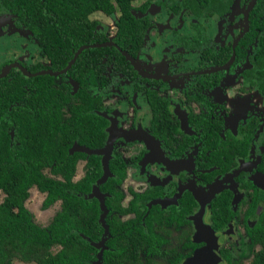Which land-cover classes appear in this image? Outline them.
Instances as JSON below:
<instances>
[{
	"label": "flooded vegetation",
	"instance_id": "1",
	"mask_svg": "<svg viewBox=\"0 0 264 264\" xmlns=\"http://www.w3.org/2000/svg\"><path fill=\"white\" fill-rule=\"evenodd\" d=\"M122 1L0 0V137L21 156L26 105L46 88L63 120L99 116L63 146L78 156L72 182L91 156L100 171L91 264L109 230L133 225L158 264L206 246L193 264H249L264 212V0Z\"/></svg>",
	"mask_w": 264,
	"mask_h": 264
},
{
	"label": "trees",
	"instance_id": "2",
	"mask_svg": "<svg viewBox=\"0 0 264 264\" xmlns=\"http://www.w3.org/2000/svg\"><path fill=\"white\" fill-rule=\"evenodd\" d=\"M25 110L28 117L18 138L22 143L21 156L16 157L9 148L10 140L7 142L0 137V264H91L97 250L98 209L97 197L88 195L93 191L92 185H97L100 171L94 166L95 157L91 156V168L80 181L72 182L78 156L73 157L64 147L67 140L71 144L76 139V132L80 135L95 132L100 127V118L88 114L63 120L62 113L51 111L48 88L39 91ZM29 186L43 195V210L57 205L45 224L36 221L34 213L24 204L30 196ZM111 186L110 198H120L122 194L114 191L113 184ZM1 192L5 194L1 196ZM260 215L253 242H259L261 249L249 264H264V212ZM219 223L225 224V221ZM137 227L140 225H133L120 237H116L113 230L108 231L111 236L101 264H120L126 258H133V264H158L157 249H153L143 228L145 232L135 231ZM129 249L133 250L127 254ZM132 253H143L146 262L141 261V257L130 256ZM174 254L171 255L174 264L185 257L176 251ZM233 264L243 263L236 260Z\"/></svg>",
	"mask_w": 264,
	"mask_h": 264
},
{
	"label": "water",
	"instance_id": "3",
	"mask_svg": "<svg viewBox=\"0 0 264 264\" xmlns=\"http://www.w3.org/2000/svg\"><path fill=\"white\" fill-rule=\"evenodd\" d=\"M109 148H110V144H107L106 147L104 148V152L106 153V152L109 150ZM108 171H109V170H108V168H107V163H106V161H105V166H104L103 176H102V178L100 179L101 182L104 181V180L107 178V176H108V174H109ZM99 193H100V192H99V189L96 187V185H94V186H93V191L90 193V197L95 196V197H97V198H100V201H101V202H100V203H101V207H102V209H103V212H105V211H106V208H105L104 199H103V197H102ZM199 227H200V230H203V231H204V233H205V235H206L207 238H208V237H212V235H213V231H212L211 227L209 226V224H207V223H203V222L201 221L200 224H199ZM95 245L97 246V243H95ZM206 247H207V246H206ZM206 247H204V248H202L201 250L197 251L193 258H188V259H186V260L183 262V264H193V262H195V261L198 259V257H199V259H201V260H202V258H204V260H205V255H206V253H205L204 250H205ZM216 250H217L216 253L218 254V253H219V252H218V249H216ZM210 257H211V256H210ZM219 257H220V256H219ZM219 257L217 256V262H218V260H219ZM101 258H102L101 253H98V255H97V261H96V262H99V261L101 260ZM209 259H210V258H209ZM204 260H203V261H204ZM210 260H211V259H210ZM210 264H213V263L211 262Z\"/></svg>",
	"mask_w": 264,
	"mask_h": 264
},
{
	"label": "rangeland",
	"instance_id": "4",
	"mask_svg": "<svg viewBox=\"0 0 264 264\" xmlns=\"http://www.w3.org/2000/svg\"><path fill=\"white\" fill-rule=\"evenodd\" d=\"M13 48H9L7 50V55L9 54L8 51L12 50ZM5 52L3 50V46H0V57L4 56ZM33 193H35L29 200V202H27V207L34 213L35 217L37 220L44 222L47 217H50L53 212H54V208H53V212H52V208H47L45 210L42 209L41 207V199L42 196L37 194L35 191H33Z\"/></svg>",
	"mask_w": 264,
	"mask_h": 264
}]
</instances>
